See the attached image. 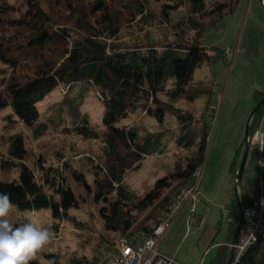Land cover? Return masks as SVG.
I'll list each match as a JSON object with an SVG mask.
<instances>
[{"label": "trees", "instance_id": "1", "mask_svg": "<svg viewBox=\"0 0 264 264\" xmlns=\"http://www.w3.org/2000/svg\"><path fill=\"white\" fill-rule=\"evenodd\" d=\"M183 1L188 5L187 20H180L174 31L161 29L158 33L154 31L158 18L149 0H121L122 6L120 1L115 4L113 0H95L91 4L86 0H25L24 9L10 0H0V63L4 66L0 73L8 107L14 113L7 118L9 122L16 117L35 140L58 133L102 141L104 158L132 162L139 169L145 156L166 153L170 137L162 133L143 135L122 123L139 111L159 122L172 112L183 126L177 146L191 153L174 180L188 185L205 163L213 114L193 128L194 119L184 116L175 104L183 98L209 99L213 93L214 81H195L196 69L205 60L212 65L218 61L230 65V60L226 51L205 47L203 35L233 14L243 0L218 3L213 9H209L206 0H167V3L174 6ZM203 19L208 23L203 24ZM161 21L166 22L163 18ZM58 89L64 93L62 100L42 114L41 104ZM92 95L104 109L102 124L93 123L82 111ZM255 99L258 105L264 92L257 91ZM263 122L264 106L251 122L250 139L258 131L264 134ZM27 143L22 135L12 137L6 164L19 168V178L0 181V193H9L19 210L48 209L53 219H66L76 202L71 181L85 185L84 176L77 172L69 176L67 159L57 153V159H53L58 165H47L48 160L39 156L37 165L42 172L39 177L26 163ZM244 151L245 142L231 167L233 183ZM98 168L96 165L95 169ZM123 179V173L112 176V182L118 184L116 196L112 201L107 198L110 210L103 209L101 216L107 231L132 235L140 214L152 208L160 200L162 189L171 185L163 184L141 200L128 190ZM243 180L240 198L244 205ZM172 202L173 199L161 202L151 217L154 223L145 228L146 235L161 223L160 212L166 213ZM227 211L231 214L227 242L219 247L209 264H227L230 257L239 224L234 187ZM114 251L112 245L105 249L107 257ZM259 256L264 259V251L253 247L238 264H257ZM105 260L100 262L103 264Z\"/></svg>", "mask_w": 264, "mask_h": 264}, {"label": "rangeland", "instance_id": "2", "mask_svg": "<svg viewBox=\"0 0 264 264\" xmlns=\"http://www.w3.org/2000/svg\"><path fill=\"white\" fill-rule=\"evenodd\" d=\"M10 1L24 9L25 0ZM94 1L86 0V3ZM113 1L115 4L120 1L122 6L121 0ZM236 1L206 0L209 9L218 3ZM149 3L158 18L154 27L158 33H161V29H178L177 23L187 20L189 15L185 1L174 6L168 4L167 0H149ZM162 18L166 22L161 21ZM202 23L207 24L208 20L203 19ZM203 44L207 48L226 51L230 65L223 61L212 65L205 60L196 69L194 79L196 82L214 81L215 87L209 99L183 98L175 104L184 116L194 119L193 128L200 126L213 114L209 123L205 163L200 168L198 202L189 204L180 212L160 243L161 250L181 264H209L218 253L219 247L216 246L226 244L228 239L230 219L226 207L235 185L231 167L237 151L245 142L247 124L257 106L255 94L257 91L264 92V4L260 0H243L233 14L225 16L215 27L204 32ZM3 68L0 63V71ZM2 78L0 73V181L12 182L19 178V168L6 164L8 148L15 135L27 139L29 156L26 163L39 177L42 174L37 165L39 156L48 160L47 165H58L53 158L57 159L55 155L60 153L69 163L68 175L77 172L86 180L85 185L70 180L76 202L66 219H53L48 209L22 211L16 208L12 216L14 224L33 220L53 233L51 243L37 253L33 261L37 264H98L101 259L107 261L109 257L105 249L111 245L115 249L121 240L136 236L142 242L146 238L145 228L154 223L151 217L157 213L161 202L174 199L187 185L183 181L174 180V175L183 171L187 159L191 157L189 151L177 146L176 140L183 126L176 115L170 112L163 122H159L139 111L122 123L143 135L162 133L170 137L165 154L145 156L141 167L137 169L135 163L104 158L102 141H88L58 133L35 140L16 117L12 118V122L7 119L14 113L8 107ZM63 94L62 89L55 91L41 104V113L45 114L51 106L62 100ZM82 111L90 116L93 123L102 124L104 109L95 95L87 99ZM258 132L251 138L243 180L257 189L264 181V174H260L259 143L255 140L258 139ZM96 165L99 167L97 170ZM122 173L123 183L141 200L159 186L171 185L162 189L160 200L152 208L140 214L135 224L137 230L135 228L132 235L107 231L101 216L103 209L107 212L110 210L109 201L116 196L118 184L112 182V176ZM164 214L160 212L161 219ZM257 264H264L263 257L257 258Z\"/></svg>", "mask_w": 264, "mask_h": 264}, {"label": "built area", "instance_id": "3", "mask_svg": "<svg viewBox=\"0 0 264 264\" xmlns=\"http://www.w3.org/2000/svg\"><path fill=\"white\" fill-rule=\"evenodd\" d=\"M260 174H264V134L258 132ZM147 157V156H146ZM201 170V169H200ZM200 170L193 175V181L173 199L169 210L162 217L161 223L154 231L145 235L139 242L136 238L121 240L114 253L105 264H181L168 257L160 250V243L166 233L171 229L180 212L189 204L198 202ZM244 223L238 245L236 246L235 264L253 247L264 251V189L251 207L244 208Z\"/></svg>", "mask_w": 264, "mask_h": 264}, {"label": "clouds", "instance_id": "4", "mask_svg": "<svg viewBox=\"0 0 264 264\" xmlns=\"http://www.w3.org/2000/svg\"><path fill=\"white\" fill-rule=\"evenodd\" d=\"M15 211L16 205L10 194L0 193V264H30L53 239L48 228L33 220L14 224Z\"/></svg>", "mask_w": 264, "mask_h": 264}, {"label": "water", "instance_id": "5", "mask_svg": "<svg viewBox=\"0 0 264 264\" xmlns=\"http://www.w3.org/2000/svg\"><path fill=\"white\" fill-rule=\"evenodd\" d=\"M261 3L264 4V0H260ZM264 106V99L256 106L255 110L253 111L252 115L250 116V119L248 121L247 124V128H246V135H245V151L242 157V161L240 164V167L238 169L236 178H235V185H234V192H235V197H236V201H237V205H238V210H239V224L237 225L235 234H234V238L231 244V252H230V257L228 260L227 264H235V256H236V246L238 245L239 242V238L241 235V230L243 227V223H244V217H243V212H244V206L241 202V198H240V187H241V183L243 180V176L245 173V167H246V163H247V159H248V154H249V150H250V146H251V139H250V132H251V122L253 120V118L259 113V111L261 110V108ZM231 218V214L229 215V219Z\"/></svg>", "mask_w": 264, "mask_h": 264}, {"label": "crops", "instance_id": "6", "mask_svg": "<svg viewBox=\"0 0 264 264\" xmlns=\"http://www.w3.org/2000/svg\"><path fill=\"white\" fill-rule=\"evenodd\" d=\"M256 142L258 141V139L256 138L255 139ZM258 147V145H257ZM254 186L251 185V184H248V183H244L242 184V188L243 190L246 192V195L244 197V208H248V207H251L254 202L256 201V199L258 198V196L261 194V189L263 187L264 189V186H263V183L261 184L260 188L257 189V188H253ZM240 194H241V189H240ZM226 210H227V207H226ZM228 212V211H227ZM221 246V245H220ZM220 246H216V247H220ZM161 247V246H160ZM214 248V247H212ZM161 250V248H160ZM163 253H165L163 250H161ZM166 254V253H165Z\"/></svg>", "mask_w": 264, "mask_h": 264}]
</instances>
